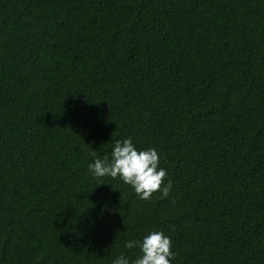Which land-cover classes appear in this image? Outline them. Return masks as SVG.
Here are the masks:
<instances>
[{
    "label": "trees",
    "instance_id": "trees-1",
    "mask_svg": "<svg viewBox=\"0 0 264 264\" xmlns=\"http://www.w3.org/2000/svg\"><path fill=\"white\" fill-rule=\"evenodd\" d=\"M166 176L97 185L116 139ZM264 264V0H0V264Z\"/></svg>",
    "mask_w": 264,
    "mask_h": 264
},
{
    "label": "clouds",
    "instance_id": "clouds-1",
    "mask_svg": "<svg viewBox=\"0 0 264 264\" xmlns=\"http://www.w3.org/2000/svg\"><path fill=\"white\" fill-rule=\"evenodd\" d=\"M159 153L154 148L137 149L131 137L116 139L111 148L110 156L98 158L88 164L90 177L100 181L109 177L119 179L130 186L140 200H149L152 194L161 190L167 195L170 184L161 189L166 176L163 167H159ZM171 239L161 231H149L142 239L125 241L126 249H138L134 259L121 253L111 264H171L175 253L171 251Z\"/></svg>",
    "mask_w": 264,
    "mask_h": 264
}]
</instances>
